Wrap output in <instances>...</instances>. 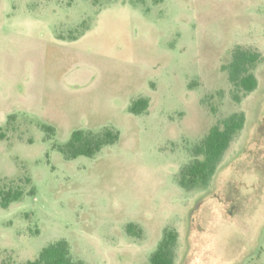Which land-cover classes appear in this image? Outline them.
Returning a JSON list of instances; mask_svg holds the SVG:
<instances>
[{"label":"rangeland","instance_id":"rangeland-1","mask_svg":"<svg viewBox=\"0 0 264 264\" xmlns=\"http://www.w3.org/2000/svg\"><path fill=\"white\" fill-rule=\"evenodd\" d=\"M236 46L260 53L249 93L229 80ZM239 112L209 185L183 188L192 148ZM106 127L120 137L93 157L57 148ZM20 184L0 264L59 239L87 264H151L167 228L175 264H264V0H0V189Z\"/></svg>","mask_w":264,"mask_h":264},{"label":"trees","instance_id":"trees-1","mask_svg":"<svg viewBox=\"0 0 264 264\" xmlns=\"http://www.w3.org/2000/svg\"><path fill=\"white\" fill-rule=\"evenodd\" d=\"M259 60L260 53L255 50L241 46H236L233 49L231 61L226 69L235 90L249 93L257 88L258 79L254 70ZM148 107L149 100L147 98H138L132 102L130 111L134 114H141ZM245 122V114L239 112L221 119L212 126L206 136L192 148L193 159L181 169L179 184L187 190L202 189L208 186L222 161L224 153L236 134L244 127ZM48 128L52 130L51 127ZM119 137L120 132L110 127L100 131L78 129L72 132L68 142L57 145V148L68 159L78 156L93 157L103 147L117 142ZM30 183L31 178H26V184ZM29 192L34 195L36 190L32 187ZM23 195L24 187L21 184L1 188L0 206L7 208L14 201L22 199ZM127 232L141 237L142 229L131 222L127 225ZM177 241L178 232L175 229H165L157 249L150 257L151 264H175ZM17 264L87 263L82 259H75L71 254L69 242L66 239H59L45 246L37 258Z\"/></svg>","mask_w":264,"mask_h":264},{"label":"flooded vegetation","instance_id":"flooded-vegetation-1","mask_svg":"<svg viewBox=\"0 0 264 264\" xmlns=\"http://www.w3.org/2000/svg\"><path fill=\"white\" fill-rule=\"evenodd\" d=\"M168 229V228H167ZM178 242V241H177ZM176 247H177V245H176ZM175 254H176V249H175Z\"/></svg>","mask_w":264,"mask_h":264}]
</instances>
